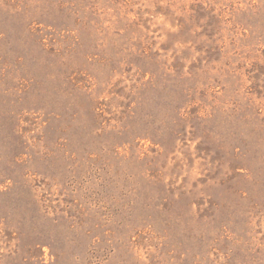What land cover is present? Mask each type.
Wrapping results in <instances>:
<instances>
[{
    "label": "rangeland",
    "instance_id": "1",
    "mask_svg": "<svg viewBox=\"0 0 264 264\" xmlns=\"http://www.w3.org/2000/svg\"><path fill=\"white\" fill-rule=\"evenodd\" d=\"M0 264H264V0H0Z\"/></svg>",
    "mask_w": 264,
    "mask_h": 264
}]
</instances>
